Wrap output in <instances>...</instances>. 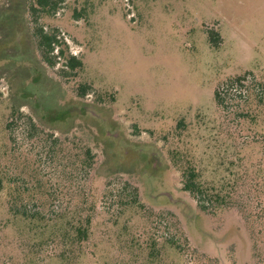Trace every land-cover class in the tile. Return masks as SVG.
<instances>
[{
  "label": "rangeland",
  "instance_id": "obj_1",
  "mask_svg": "<svg viewBox=\"0 0 264 264\" xmlns=\"http://www.w3.org/2000/svg\"><path fill=\"white\" fill-rule=\"evenodd\" d=\"M27 7L0 0V160L7 170L38 161L57 198L39 226L12 216L0 197V264H259L264 224L250 217L247 189L204 213L182 191L169 151H187L209 181L231 162L243 165L244 181L264 166V100H247L254 125L214 103L216 87L238 75L264 90V0H64L53 16ZM41 26L58 31L82 69L47 65ZM84 84L93 90L81 96ZM14 111L10 152L19 160L4 154ZM128 145L138 151L130 173L120 156ZM85 147L96 154L89 176ZM136 188L140 204L126 206ZM88 213V240L66 244L65 229ZM65 246L78 250L63 260Z\"/></svg>",
  "mask_w": 264,
  "mask_h": 264
},
{
  "label": "trees",
  "instance_id": "obj_2",
  "mask_svg": "<svg viewBox=\"0 0 264 264\" xmlns=\"http://www.w3.org/2000/svg\"><path fill=\"white\" fill-rule=\"evenodd\" d=\"M62 2H64V0H29V8L27 7V9L30 11L31 15L53 16L60 10V4ZM35 34L38 38V47L48 66L55 67L59 63V60L63 59L64 68L72 71L73 75L77 70L82 69V60L69 53V48L64 39L59 36L58 31L54 30L47 32L44 27L41 26ZM214 34L215 35L209 33L208 42L210 46L218 47L222 39L218 33ZM216 88L214 92V103L217 112L223 114L227 113V115L237 113L238 119L244 121L248 120L253 125L256 124V115L252 112L249 113V111H245L246 109L244 110V108L251 105L247 100H251L252 96H255L254 100L257 106L263 104L264 90L261 89L259 85L253 83V81L250 82L248 76L245 74L232 77L231 79L229 78L226 83H221ZM79 90L81 96H83L90 94L93 88L90 85L84 84L80 86ZM14 114L15 111L12 115ZM15 115L9 121L7 120L5 125L8 139L5 143L6 150L4 154L9 157H14L15 160H19L18 155L16 156V152H10L12 150V142H14L11 127L15 122ZM26 118L28 120L26 126H29L31 129L37 128L36 121H34L31 116ZM186 125L184 119H182L177 125V129H185ZM106 132L110 134L109 136L113 140H120V135L112 134L110 129L109 131L106 130ZM49 136L53 139V142H60L58 138H53L54 135ZM165 140L167 141L168 138L165 137ZM262 143H264V140ZM83 149L84 159L80 164L82 169L86 168L87 175L89 176L96 161V154L93 153L90 147H85ZM137 152L135 145L121 147L120 156L126 165V171L129 169L131 170L130 166ZM52 153L56 156L54 150ZM169 153L173 163L179 167V171L181 172L182 191L188 193L197 202V206L202 212L209 214L216 213L221 209L232 206L235 203L234 199H236V195L240 194L243 189H247L250 204L253 207V213L250 217L264 224V204L262 207H258L261 202H264L263 165H258L255 168L251 167L250 170L253 169L254 174L248 181H244L245 173L243 171V165L236 167V163L231 162L225 168V172L227 173L225 177L218 181H209L204 178V169L200 168V166L192 160V157H190L187 151L184 153V151L180 149L170 148ZM18 166L19 162L13 165L11 169L7 170V167H5L0 160V197L5 199L8 211L12 216L23 218L32 222L33 225H47L51 220L46 217L47 215L44 210L50 209L52 206L51 204L57 198L55 197L56 192L54 193L50 179L44 175L38 161H22L21 168ZM127 173L130 172L127 171ZM128 185H126V190H128ZM30 204L33 205L34 209L30 207ZM139 204V194L136 188L134 189L131 199L126 201L125 205L137 206ZM94 207L93 205L90 208L92 212ZM92 214L93 213H88L85 217H79L80 219L77 225L71 222V228L69 230L66 228L64 233L66 244L68 241L71 244H79L81 246L83 241L88 240L90 227L93 221ZM65 249L66 250L63 251L61 255L62 257H60L63 260L67 258V255H75L76 250H78L77 248L74 249L72 246L70 250L67 249L66 246ZM68 250L69 253H67ZM259 264H264V259H261Z\"/></svg>",
  "mask_w": 264,
  "mask_h": 264
}]
</instances>
